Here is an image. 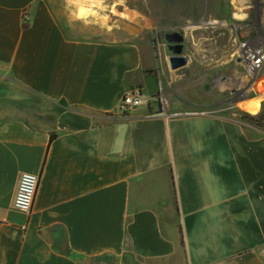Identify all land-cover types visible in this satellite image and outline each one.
<instances>
[{"label":"crops","instance_id":"obj_1","mask_svg":"<svg viewBox=\"0 0 264 264\" xmlns=\"http://www.w3.org/2000/svg\"><path fill=\"white\" fill-rule=\"evenodd\" d=\"M101 2L0 0V112L17 110L0 117V264H264V128L177 95L150 110L180 69ZM132 90L146 101L120 114Z\"/></svg>","mask_w":264,"mask_h":264},{"label":"rangeland","instance_id":"obj_2","mask_svg":"<svg viewBox=\"0 0 264 264\" xmlns=\"http://www.w3.org/2000/svg\"><path fill=\"white\" fill-rule=\"evenodd\" d=\"M102 1L100 10L107 15L108 27L120 25L114 34L122 39L143 38L167 66L172 51L165 36L179 32L185 37L184 54L189 63L176 73L169 70L163 77L156 100L149 102L153 105L150 110L172 105L173 100L180 106L181 101L173 97L177 95L236 120L244 128L261 129L246 118L263 112L264 61L256 72H250L246 54L255 56L261 51L264 55V0ZM48 108L54 116L59 111L52 105ZM12 111L17 110L8 112V107L2 106L0 117Z\"/></svg>","mask_w":264,"mask_h":264},{"label":"built area","instance_id":"obj_3","mask_svg":"<svg viewBox=\"0 0 264 264\" xmlns=\"http://www.w3.org/2000/svg\"><path fill=\"white\" fill-rule=\"evenodd\" d=\"M250 66L248 70L250 72H256L264 61V55L261 51H257L256 55H248ZM251 59V60H250ZM255 69V70H253ZM146 101L144 94L140 90L128 91L119 106L120 114H129L136 111L140 108ZM184 113L178 112L173 114V116H180ZM187 114H193V112H186ZM40 184V177L34 174L23 173L19 178V184L17 193L14 199L15 208L20 211L31 215L33 212L34 203L37 197L38 189ZM22 230H26V227H23Z\"/></svg>","mask_w":264,"mask_h":264},{"label":"water","instance_id":"obj_4","mask_svg":"<svg viewBox=\"0 0 264 264\" xmlns=\"http://www.w3.org/2000/svg\"><path fill=\"white\" fill-rule=\"evenodd\" d=\"M165 40L169 45L168 48L172 51V55L168 57L170 69L175 71L186 67L189 58L184 54V35L179 32L170 33L165 36Z\"/></svg>","mask_w":264,"mask_h":264},{"label":"trees","instance_id":"obj_5","mask_svg":"<svg viewBox=\"0 0 264 264\" xmlns=\"http://www.w3.org/2000/svg\"><path fill=\"white\" fill-rule=\"evenodd\" d=\"M64 105H65V103H64ZM160 112H161V109H159L157 113H160ZM246 120H248L249 122L257 125L258 127L264 128V112H260V113H258L255 116L248 115ZM53 139H54V135L51 136V141ZM176 203H177V201H176V198H175V205H176ZM177 210H178V208H177ZM180 233H181V244L184 246V235H183L182 229H180ZM103 260L107 261L108 258L106 256L105 257L103 256V257H101V258H99L97 260L93 259V260H91V264H97L98 262L99 263H101V262L106 263ZM112 264H114V262H112Z\"/></svg>","mask_w":264,"mask_h":264},{"label":"clouds","instance_id":"obj_6","mask_svg":"<svg viewBox=\"0 0 264 264\" xmlns=\"http://www.w3.org/2000/svg\"><path fill=\"white\" fill-rule=\"evenodd\" d=\"M85 14H86L85 11L81 9L80 16L78 18H84Z\"/></svg>","mask_w":264,"mask_h":264},{"label":"bare ground","instance_id":"obj_7","mask_svg":"<svg viewBox=\"0 0 264 264\" xmlns=\"http://www.w3.org/2000/svg\"><path fill=\"white\" fill-rule=\"evenodd\" d=\"M246 55L248 56V55H253V54H251V52H250V53H247ZM253 70H255V69H253Z\"/></svg>","mask_w":264,"mask_h":264}]
</instances>
